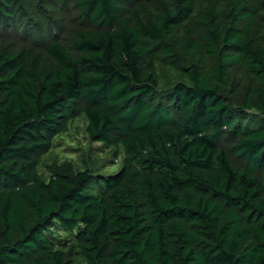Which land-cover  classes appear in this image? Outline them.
<instances>
[{
  "label": "trees",
  "instance_id": "trees-1",
  "mask_svg": "<svg viewBox=\"0 0 264 264\" xmlns=\"http://www.w3.org/2000/svg\"><path fill=\"white\" fill-rule=\"evenodd\" d=\"M0 264H264V0H0Z\"/></svg>",
  "mask_w": 264,
  "mask_h": 264
},
{
  "label": "rangeland",
  "instance_id": "rangeland-1",
  "mask_svg": "<svg viewBox=\"0 0 264 264\" xmlns=\"http://www.w3.org/2000/svg\"><path fill=\"white\" fill-rule=\"evenodd\" d=\"M169 82L165 80L164 86ZM85 121L79 118L70 125L67 133L60 134L53 141V148L40 160V170L48 177L46 166L72 164L75 169H89L93 174L109 176L121 166V153L116 157L114 150L104 148L100 143H90L85 135ZM100 189L97 187L96 192ZM58 235H55L57 238Z\"/></svg>",
  "mask_w": 264,
  "mask_h": 264
}]
</instances>
